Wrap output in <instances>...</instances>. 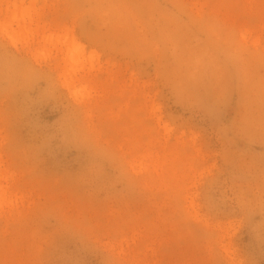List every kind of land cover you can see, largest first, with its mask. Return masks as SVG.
Here are the masks:
<instances>
[{"label":"rangeland","instance_id":"1","mask_svg":"<svg viewBox=\"0 0 264 264\" xmlns=\"http://www.w3.org/2000/svg\"><path fill=\"white\" fill-rule=\"evenodd\" d=\"M0 264H264V0H0Z\"/></svg>","mask_w":264,"mask_h":264},{"label":"bare ground","instance_id":"2","mask_svg":"<svg viewBox=\"0 0 264 264\" xmlns=\"http://www.w3.org/2000/svg\"><path fill=\"white\" fill-rule=\"evenodd\" d=\"M73 46H74L73 48H74L75 50L79 49V47H78V46H75V45H73Z\"/></svg>","mask_w":264,"mask_h":264}]
</instances>
